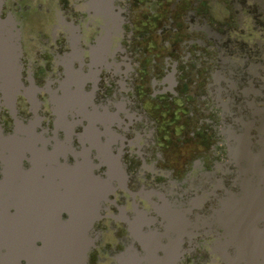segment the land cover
Returning <instances> with one entry per match:
<instances>
[{
    "label": "flooded vegetation",
    "instance_id": "obj_1",
    "mask_svg": "<svg viewBox=\"0 0 264 264\" xmlns=\"http://www.w3.org/2000/svg\"><path fill=\"white\" fill-rule=\"evenodd\" d=\"M7 14L21 31L24 83L40 90L46 119L38 132L51 145L66 142V156L73 157L72 129L54 123L51 103L52 91L76 88L63 58L78 44L90 64L98 45L106 47L101 73L79 82L89 94L96 89L90 104L106 107L93 115L100 121L97 140L122 152L132 176L129 188L121 184L115 203L106 204L89 264H124L141 212L150 215L139 226L165 238L178 233L167 214L174 207L190 220H224L222 204L238 192L235 143H264V0H5ZM29 108L20 97V112L27 117ZM2 116L12 129L8 111ZM75 132L76 147L94 140L78 136L86 126ZM6 196L19 203L25 192L0 189V199ZM186 226L175 251L179 264H224L212 245L228 233L225 224L214 233L207 225L195 232L196 224Z\"/></svg>",
    "mask_w": 264,
    "mask_h": 264
},
{
    "label": "water",
    "instance_id": "obj_2",
    "mask_svg": "<svg viewBox=\"0 0 264 264\" xmlns=\"http://www.w3.org/2000/svg\"><path fill=\"white\" fill-rule=\"evenodd\" d=\"M4 4L0 0V189L20 190L25 196L19 203L14 202L15 196L0 199V264H89L101 239L97 224L106 217V204L115 203L112 196L121 184L129 188L132 176L122 152L115 154L113 143L88 140L76 147L73 139L75 129L84 126L87 133L78 136L93 137L100 123L93 115L106 110L86 101L95 97L96 89L89 94L86 82H79L83 75L101 73L99 60L106 47L98 45L90 64L78 44L63 58L66 75L77 81L76 88L52 91L51 103L54 123L72 129L67 153L73 157L66 156V142L63 147L58 141L51 145L38 132L46 119L40 90L24 83L21 31L12 14L4 15ZM20 97L30 104L27 117L20 112ZM6 110L15 124L10 130L3 123ZM53 134L55 139L58 133ZM102 144L109 149H102ZM233 151L238 192L222 204L224 220L217 221L215 215L207 221L201 216L190 220L174 207L167 214L178 233L166 239L152 230L144 231L137 220L150 213H138L131 224L133 239L124 252V264H179L182 255L175 251L185 242L186 224L197 225L190 232L200 231L202 224L214 233L220 222L228 233L216 237L212 249L224 264H264V143L257 147L249 140L238 141ZM164 247L170 252L163 256L160 250Z\"/></svg>",
    "mask_w": 264,
    "mask_h": 264
},
{
    "label": "bare ground",
    "instance_id": "obj_3",
    "mask_svg": "<svg viewBox=\"0 0 264 264\" xmlns=\"http://www.w3.org/2000/svg\"><path fill=\"white\" fill-rule=\"evenodd\" d=\"M86 101H88V100H86ZM92 135H93L94 140L97 141V132L96 131L92 132ZM105 145L102 144V149H104V150L105 149H109V147L108 146H105Z\"/></svg>",
    "mask_w": 264,
    "mask_h": 264
}]
</instances>
